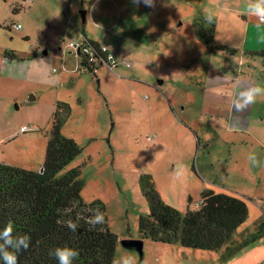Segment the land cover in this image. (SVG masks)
Listing matches in <instances>:
<instances>
[{
	"label": "rangeland",
	"instance_id": "1",
	"mask_svg": "<svg viewBox=\"0 0 264 264\" xmlns=\"http://www.w3.org/2000/svg\"><path fill=\"white\" fill-rule=\"evenodd\" d=\"M66 4L70 13L62 16L57 0H0V162L40 171L55 104L66 102L70 114L59 132L80 151L65 169L79 168L84 202L105 203L108 227L118 237L114 260L217 264L205 261L214 250L140 238L138 221L149 211L139 182L151 175L162 200L181 213L204 186L243 199L248 215L231 244L264 217V102L259 98L260 105L242 114L227 108L242 83L264 87V57L241 50V39L230 33L243 32L256 17L246 0ZM199 14L215 16L213 40H231L225 46L235 51L207 50L194 26ZM79 30L105 43L118 64L78 69L68 42L80 39ZM10 51L16 59L4 57ZM22 126L30 130L18 132ZM125 239L142 240V253L125 248ZM254 243L264 249V235Z\"/></svg>",
	"mask_w": 264,
	"mask_h": 264
},
{
	"label": "trees",
	"instance_id": "2",
	"mask_svg": "<svg viewBox=\"0 0 264 264\" xmlns=\"http://www.w3.org/2000/svg\"><path fill=\"white\" fill-rule=\"evenodd\" d=\"M207 17L199 14L194 18L197 36L207 50L211 51L213 47L234 50L213 40L216 18L211 16L209 23ZM88 41L95 45L99 43ZM252 54L264 57V50ZM4 57L17 58L13 51L4 52ZM82 60L80 69L94 71L98 68L86 65ZM69 114L68 103L55 104L51 139L40 171L0 162V229L12 220L14 235L31 236L29 248L18 254V264H58L49 252L65 245L79 252L73 264H113L118 237L108 227L105 203L99 199L84 202L81 197L84 181L79 168L65 169L80 151L73 139L61 137L59 132ZM139 183L149 211V217L139 218L140 238L220 251L221 260L226 261L264 235V217H261L252 232L231 244L248 215L247 204L239 197L205 188L199 195L203 200L201 205L195 209L187 206L181 213L162 200L151 175L142 174ZM191 202L188 197V205ZM261 207L264 210V204ZM97 208L104 213L105 223L92 228L86 219L92 214L91 210ZM69 219L79 224L76 233L66 227L65 222Z\"/></svg>",
	"mask_w": 264,
	"mask_h": 264
},
{
	"label": "clouds",
	"instance_id": "3",
	"mask_svg": "<svg viewBox=\"0 0 264 264\" xmlns=\"http://www.w3.org/2000/svg\"><path fill=\"white\" fill-rule=\"evenodd\" d=\"M143 3L147 7H154L155 0H132V3L139 5ZM246 10L249 14L255 16L259 24H264V0H246ZM212 17H207V22L211 23ZM258 24V26H259ZM259 98H264V87L254 85L239 91L233 100V108L236 111H244L250 104L257 102ZM248 160L252 165H257L258 160L255 153L248 156ZM92 214L86 219V223L95 228L97 225L105 223V215L98 208L91 210ZM79 217H77V220ZM66 227L76 233L79 224L72 219L65 222ZM40 242L37 241V244ZM31 244V236L28 234L14 235V224L9 220L2 229H0V261L2 264H18V254L26 251ZM49 256L55 257L58 264H73L78 258L79 252L67 245L56 247L49 252ZM113 264H134L133 258L123 257L121 260H114Z\"/></svg>",
	"mask_w": 264,
	"mask_h": 264
},
{
	"label": "crops",
	"instance_id": "4",
	"mask_svg": "<svg viewBox=\"0 0 264 264\" xmlns=\"http://www.w3.org/2000/svg\"><path fill=\"white\" fill-rule=\"evenodd\" d=\"M66 1L67 0H57L59 13L61 15L63 14L62 16H65V14L70 13V10L66 4ZM86 13H87V11L85 10V15H86ZM91 14L92 13H90V15ZM209 16H213V15H209ZM258 24H259V22H258L257 18L256 19L253 18L252 20L246 21V26L243 27V32L241 31V29L236 30V31L230 29V33L238 35V38L241 39V48H242L241 50H244L248 53L249 52L252 53L255 51H259V50H264V24H259V26H258ZM81 32L83 33V35L87 39L105 44L103 42H100L99 40L90 39L83 31H81ZM238 32H239V34H238ZM78 35H80V34L78 33ZM229 42L231 43V40L222 41L221 43H223V45H227V44L230 45ZM73 58H75L76 67L78 68V57H77L76 53L74 54ZM247 87H249V86L242 83L236 89H239V91H241ZM236 89H234V95L230 96L231 98L233 97L232 100H228L227 108L229 109V113H231V114H232V112L235 111V109L233 108V100L235 99L236 95L238 94ZM261 101L264 102V98H262ZM257 103L259 105L261 104L259 102H257ZM262 105L261 106L264 108V103H262ZM248 108H250V105L244 111H239L238 113L239 114L246 113V110ZM242 123H244V120L242 121ZM205 188H207V186H204V189ZM215 192H217V191H215ZM254 227H255V225H254ZM220 255H221L220 251H215V253L213 255H206L205 261L207 262V259H209L208 262L214 261L217 264H264V249L261 247V245H255V243H252V245L251 244L248 245L247 247H245L244 249H242L241 251H239L237 254H235L233 257H231L230 259H228L226 261H222Z\"/></svg>",
	"mask_w": 264,
	"mask_h": 264
},
{
	"label": "built area",
	"instance_id": "5",
	"mask_svg": "<svg viewBox=\"0 0 264 264\" xmlns=\"http://www.w3.org/2000/svg\"><path fill=\"white\" fill-rule=\"evenodd\" d=\"M28 1L33 2L35 0ZM21 27L22 26L20 23H12V28L15 30H19L21 29ZM78 33L80 34L79 40H71L68 42V46L70 48H74L75 53L78 57V68L81 64V57H83V63L92 67H100L106 65L112 69L118 64L117 56L113 54V52L108 48L107 45L102 43H98L97 45L91 44L81 31H78ZM28 130L30 129L27 126H22L20 127L18 132H26ZM202 201L203 200L198 199V201L191 203L190 207L192 208V206H194L195 208H198L201 205Z\"/></svg>",
	"mask_w": 264,
	"mask_h": 264
},
{
	"label": "water",
	"instance_id": "6",
	"mask_svg": "<svg viewBox=\"0 0 264 264\" xmlns=\"http://www.w3.org/2000/svg\"><path fill=\"white\" fill-rule=\"evenodd\" d=\"M82 18H83V22H85V11L82 12ZM121 243L126 248H133L136 249L140 254L142 253L143 241L140 239L139 240L125 239L122 240Z\"/></svg>",
	"mask_w": 264,
	"mask_h": 264
},
{
	"label": "flooded vegetation",
	"instance_id": "7",
	"mask_svg": "<svg viewBox=\"0 0 264 264\" xmlns=\"http://www.w3.org/2000/svg\"><path fill=\"white\" fill-rule=\"evenodd\" d=\"M100 67H101V66H100ZM98 68H99V67H98ZM98 68H97V69H98Z\"/></svg>",
	"mask_w": 264,
	"mask_h": 264
}]
</instances>
